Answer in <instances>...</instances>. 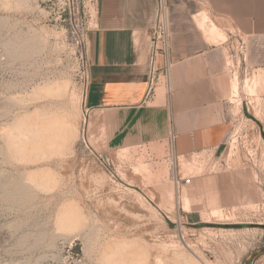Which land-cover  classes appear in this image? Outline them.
<instances>
[{"label":"rangeland","instance_id":"374dc122","mask_svg":"<svg viewBox=\"0 0 264 264\" xmlns=\"http://www.w3.org/2000/svg\"><path fill=\"white\" fill-rule=\"evenodd\" d=\"M93 2L0 0V126L11 138L65 122L27 149H0V223L12 234L0 264H264V101L250 92L235 105L217 155L175 169L170 154L134 148L109 164L83 139ZM48 139L58 147L32 157ZM9 181L27 190L2 197Z\"/></svg>","mask_w":264,"mask_h":264},{"label":"crops","instance_id":"0c3cea01","mask_svg":"<svg viewBox=\"0 0 264 264\" xmlns=\"http://www.w3.org/2000/svg\"><path fill=\"white\" fill-rule=\"evenodd\" d=\"M96 5L83 139L109 164L134 148L157 158L172 146L175 169L180 159L217 155L235 105L250 92L264 101V0H170V90L159 86L149 100L156 0Z\"/></svg>","mask_w":264,"mask_h":264},{"label":"built area","instance_id":"2783aa9c","mask_svg":"<svg viewBox=\"0 0 264 264\" xmlns=\"http://www.w3.org/2000/svg\"><path fill=\"white\" fill-rule=\"evenodd\" d=\"M97 0H94V6L97 13ZM96 19V18H95ZM150 58H149V83L146 93V99L149 100L155 95L156 89L159 86H165L170 90V70H171V31H170V0H156L155 8V23L150 32ZM163 56L164 65L159 68L157 63L158 56ZM174 139V138H173ZM170 159L175 166L173 147H170ZM178 185L181 181L190 184V179H175Z\"/></svg>","mask_w":264,"mask_h":264},{"label":"bare ground","instance_id":"6f19581e","mask_svg":"<svg viewBox=\"0 0 264 264\" xmlns=\"http://www.w3.org/2000/svg\"><path fill=\"white\" fill-rule=\"evenodd\" d=\"M12 42V41H11ZM16 43V42H15ZM19 44H21V43H19ZM15 47V46H14ZM11 51H12V49H11ZM22 51V50H21ZM19 52V51H18ZM19 54V53H18ZM14 55V54H13ZM18 56H20V55H18ZM16 57V56H15ZM255 82V81H254ZM240 84V83H239ZM236 91V90H235ZM1 98V97H0ZM3 98V97H2ZM7 102V101H6ZM236 102V101H235ZM240 103V102H239ZM5 104V103H4ZM17 105V104H16ZM15 105V106H16ZM11 106V105H10ZM12 108V107H11ZM13 112V111H12ZM257 113V112H256ZM17 114L18 113H16V115H15V117L17 116ZM4 115H5V113L3 114H1L0 113V120H3L2 118L4 117ZM12 115V114H11ZM19 115V114H18ZM257 115H258V113H257ZM20 116V115H19ZM46 116V115H45ZM3 122V121H2ZM4 124V123H3ZM2 125V124H1ZM59 125H65V122L64 121H62V120H49V121H46L45 123H43L42 125H40V126H35L36 127V129H35V127H33L34 129H32V130H34L33 132L30 130L29 132H25V134H23V135H21V136H19L18 134L16 135V134H14V136L13 137H11V138H8L7 136H6V132L4 133V129L2 128V126H0V149L2 150V148L1 147H3V145H6V146H10V148H8L9 150H10V152H8V153H12V152H14V148H15V150L17 151V150H21V149H23L24 148V143H26V145H28L30 142H36L37 140H41V139H37L36 140V138L39 136L38 135V133H36V130L37 131H42V133H43V131L45 132V134L46 133H50V135H51V133H56L57 131H60L59 130ZM64 127V128H63ZM62 128H61V130H62V132H64L65 133V131H68V130H65L64 131V129H66L65 128V126H63ZM42 133L40 132V135L42 136ZM9 134V133H8ZM44 135V134H43ZM62 135V134H61ZM40 136V137H41ZM64 136H66V135H64ZM63 136V137H64ZM10 137V136H9ZM47 137V136H46ZM60 137V136H59ZM234 137V136H233ZM39 138V137H38ZM42 138V137H41ZM43 139V138H42ZM45 139V138H44ZM50 140V141H49ZM57 140V139H56ZM42 141V140H41ZM62 141V140H61ZM38 142V141H37ZM45 141H43V143H44ZM31 143V144H32ZM43 143H42V145H43ZM34 144V143H33ZM25 145V146H26ZM35 145V144H34ZM8 146V147H9ZM57 145H56V142H54L53 140H51V139H48V142L46 143V144H44V147H45V149L44 148H42V147H40V148H38V146L37 147H34V146H32V150L30 151L31 152V156L33 157H35L36 155L37 156H40V155H45L46 154V152L47 153H49V151L50 150H47V149H51V150H53L55 147H56ZM22 147V148H21ZM31 147V146H30ZM54 147V148H53ZM58 147V146H57ZM12 148V149H11ZM53 148V149H52ZM24 149H27V147L26 148H24ZM13 150V151H12ZM26 151V150H25ZM46 151V152H45ZM1 152V151H0ZM51 152V151H50ZM2 153V152H1ZM18 153V152H17ZM13 154V153H12ZM40 154V155H39ZM18 155V154H17ZM5 156V155H4ZM8 156V155H7ZM9 156H11V155H9ZM14 157V156H13ZM40 157H42V156H40ZM4 158V157H3ZM3 158H2V155H0V162L1 161H4L3 160ZM30 159V158H29ZM12 160V159H11ZM14 160V159H13ZM38 160V159H37ZM17 161V160H16ZM3 163V162H2ZM16 163V162H15ZM1 167V166H0ZM1 172V171H0ZM10 174V173H9ZM2 177V176H1ZM7 177V176H6ZM3 178V179H2ZM2 178H0V188H2V189H5L7 186H10V184L8 183L7 184V180H5V179H7V178H5L4 176L2 177ZM5 178V179H4ZM28 178V177H27ZM22 179V178H21ZM10 180H11V178H10ZM25 180V179H24ZM27 180V179H26ZM28 181V180H27ZM32 181V180H31ZM9 182H11V181H9ZM19 183V182H18ZM25 183V182H24ZM11 184H13L12 182H11ZM21 184V183H20ZM7 185V186H6ZM12 186V185H11ZM14 186V187H13ZM13 186H12V188H10V191L9 192H5V194H3V195H5V196H2V197H5V198H11L12 196H15V195H17L18 193L20 194V193H23V192H25L27 189H25V187H23L22 186V184L21 185H15V184H13ZM9 188V187H8ZM1 189V190H2ZM7 189V188H6ZM11 189H12V191H11ZM8 190V189H7ZM3 191V190H2ZM182 199H184V200H182V201H186L187 200V197L185 196L184 198H182ZM188 201V200H187ZM185 205H188V204H186V202L184 203V208H185ZM187 208L189 207V205L188 206H186ZM186 208V209H187ZM190 209V208H189ZM188 209V210H189ZM187 210V211H188ZM2 223V222H1ZM0 223V237H1V239H3L2 237H4L5 239H6V237L8 238V237H11L12 236V234H11V231L10 230H8L7 228H6V226L4 225V224H1ZM8 225V224H7ZM7 240V239H6ZM184 263V262H183Z\"/></svg>","mask_w":264,"mask_h":264},{"label":"water","instance_id":"95a60500","mask_svg":"<svg viewBox=\"0 0 264 264\" xmlns=\"http://www.w3.org/2000/svg\"><path fill=\"white\" fill-rule=\"evenodd\" d=\"M247 264H254L253 260H249Z\"/></svg>","mask_w":264,"mask_h":264}]
</instances>
